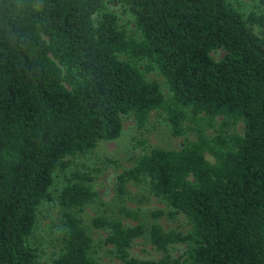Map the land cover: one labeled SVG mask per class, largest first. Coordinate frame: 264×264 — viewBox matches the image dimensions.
Segmentation results:
<instances>
[{"label":"trees","instance_id":"trees-1","mask_svg":"<svg viewBox=\"0 0 264 264\" xmlns=\"http://www.w3.org/2000/svg\"><path fill=\"white\" fill-rule=\"evenodd\" d=\"M252 1L246 14L229 0H0V264H39L31 237L49 201L61 211L49 264H97L80 216L96 200L97 170L82 161L117 139L125 118L141 131L152 112L184 142L139 140L118 192L144 184L166 205L151 217L182 215L188 229L108 216L90 228L106 233L119 264H264V0ZM108 5L129 13L135 38ZM137 239L161 257H133ZM175 245L185 246L176 257Z\"/></svg>","mask_w":264,"mask_h":264},{"label":"rangeland","instance_id":"rangeland-1","mask_svg":"<svg viewBox=\"0 0 264 264\" xmlns=\"http://www.w3.org/2000/svg\"><path fill=\"white\" fill-rule=\"evenodd\" d=\"M229 1L238 3L241 11L246 14L256 5V2L252 0ZM259 9L264 13V7H260ZM107 10L117 14L119 24L126 29L128 35L134 38L137 36L135 25L129 13L119 5H108ZM211 54L215 60H220L225 52L217 50ZM122 59L125 58L122 57ZM143 63L137 62L138 67H142ZM145 76L148 80L157 82L162 91L167 94L166 82L157 71L146 73ZM234 132L242 134L243 124H239ZM187 137L194 139L193 135ZM184 139L185 137L172 136L167 122L163 120V116L157 112H152L149 123L141 131L135 128L132 118H125L123 120L121 135L115 140L100 142L93 154L82 161L87 167L97 170L93 173L94 181L92 183L93 189L97 192L96 200L80 213L84 225L92 237L95 248L94 257L97 264H119V261L111 255V247L103 243L106 233L102 230L90 228L91 220L97 216L119 217L125 225L130 226H134L139 222H158L165 228L175 227L182 231L188 229V221L182 215L175 220H169L166 217L156 220L151 217V213L154 211L166 210V205L159 198L151 195L148 187L144 184L136 185L129 182L125 185L126 194L120 196L117 179L118 175L125 168L133 165L136 156L143 152L137 145L139 140L145 142L147 148L178 149L183 144ZM206 158L210 162H213L211 156L206 155ZM62 185L63 181L61 176H56L52 188V194L54 196L57 195V190ZM122 207L137 211L140 214L139 220L135 221L121 216L119 210ZM60 216L61 211L56 201L44 202L39 207L37 226L31 237L32 245L39 247L42 251L39 264H49V258L52 253L51 240L56 236L54 235V230L59 222ZM184 248V245H175L170 248L169 253L176 257L183 252ZM130 252L133 257L138 259L156 260L161 257V254L155 251L145 239L135 240Z\"/></svg>","mask_w":264,"mask_h":264}]
</instances>
